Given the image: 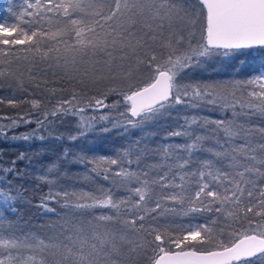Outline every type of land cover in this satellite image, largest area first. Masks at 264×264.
I'll use <instances>...</instances> for the list:
<instances>
[{
    "label": "snow or ice",
    "instance_id": "snow-or-ice-1",
    "mask_svg": "<svg viewBox=\"0 0 264 264\" xmlns=\"http://www.w3.org/2000/svg\"><path fill=\"white\" fill-rule=\"evenodd\" d=\"M183 3L184 0H159V4L155 0H111V3L108 0H21L18 11L9 6L4 10L7 14L0 16V64L21 59L20 52L38 53L41 60L58 68L67 69L71 65V71H75L78 62L103 53L106 57L103 68L95 69L90 75L102 78L106 69L109 79L120 78L129 83L128 91L120 94L130 118L123 122L117 120L110 127L100 129L102 132L110 128L124 132L142 128L170 115L176 105L190 101L206 100L210 104L223 101L221 107L227 104L235 109V100L228 101L211 86L186 85L182 80L188 69L202 68L213 57L246 54L253 59L257 56L264 59V0H196L191 13ZM9 14L14 22H10ZM181 23L199 25L200 39L196 46H193L195 32L191 27L187 34L185 30H174ZM257 48L261 51L255 55L243 52ZM22 59L28 60V57ZM4 75L0 71V77ZM136 79L140 83L132 82ZM262 81L264 73L252 81L260 83L261 90L249 93L258 103L241 106L264 115ZM242 86L232 85L234 89ZM116 91V88L109 89V92ZM108 94L93 97L86 107L95 110L118 107L119 102L106 103ZM232 95L235 96V91ZM78 98L74 92L69 100L58 102L51 112H43L35 121L23 115L11 119L5 128H0V135L6 136V129L19 127L21 123L44 127L49 116L75 114L74 108L75 112L82 113L85 107H76L74 103ZM4 103L17 106V101L0 97V104ZM66 104L70 107H65ZM32 105L39 107V102L33 101ZM233 115L237 113L234 111ZM99 120L108 121L109 116L100 115ZM210 124L215 129L204 130ZM81 127L79 134L85 135L93 125L90 121ZM259 131L261 140L254 146L251 127L207 118L201 122L193 116L190 121L186 119V126L181 130L169 133L183 137L182 143L155 149L161 155L155 163L139 167V161L149 153L146 143L135 152L134 160L128 158L133 155L132 151L125 149L118 158L125 159L128 165L136 162L137 169L122 168L114 174L121 177L126 187L133 181L138 185L129 188L132 199H114L111 191L101 196L73 193L74 200L68 199V192L63 194V207L81 215L91 209L114 210L111 214H93V219L105 222L102 232L92 220L86 226L82 223L63 228L60 235L50 238L15 228L6 213L16 212L15 197L19 194L6 183L0 187V264H136L138 249H144L145 243L151 251L147 256L149 264H264V129ZM33 138L45 139L35 131L20 137L25 141ZM236 140H242L243 144L234 146ZM67 156L65 152L62 159L66 161ZM59 159L49 162L50 173L58 171ZM77 159L92 163L91 171L98 175L101 165L118 162L104 157L94 161ZM8 171L14 173L15 169ZM109 171L103 168V173ZM41 179L51 183L46 176ZM154 193H159L158 198ZM175 205L180 206L184 216L205 212L216 215L195 224L189 221L187 226L179 225L176 231L173 221L159 219L169 213L177 214ZM47 211L54 209L47 208ZM109 224H120L122 228L110 230ZM141 233L151 239L138 243L134 237Z\"/></svg>",
    "mask_w": 264,
    "mask_h": 264
},
{
    "label": "trees",
    "instance_id": "trees-1",
    "mask_svg": "<svg viewBox=\"0 0 264 264\" xmlns=\"http://www.w3.org/2000/svg\"><path fill=\"white\" fill-rule=\"evenodd\" d=\"M111 3V0H108ZM159 4V0H155ZM21 0H0V16H4L5 9L9 6L18 11ZM196 0H184L183 7L191 13L195 9ZM164 12V9H161ZM51 15V13L49 14ZM10 22L14 18L9 14ZM27 19V18H26ZM188 17H185L187 20ZM165 24V34L167 35L168 21ZM191 27L195 32L193 46L200 39L199 25L189 26L181 23L179 29L185 30ZM23 47V46H18ZM61 47H63L61 45ZM43 51V48H42ZM260 49L243 50L244 53L252 52L253 55L260 52ZM50 55H55L50 53ZM118 55V53H117ZM21 59L14 60L11 63L0 64V71L5 75L0 77V97L5 101L13 99L17 101V106L13 107L7 103L0 104V128H5L11 119H18L20 116L31 118L33 121L40 117L43 112H51L60 101L69 100L75 92L78 94L76 107H85L82 113L61 114L56 117L49 116V122L44 127H39L36 123L23 124L19 127L6 129V136L0 135V187L5 184L11 185V190L18 193L15 197L16 212L6 213L9 221H12L15 228L30 231L42 238H50L60 235L63 228L73 225L84 224L92 220L93 224H99V230H105V222H98L93 219L94 215L111 214L114 210L110 209H91L85 214L63 207L65 202L64 193H69V200L76 199L81 193H88L93 196H101L111 191L113 198H133V193L129 188L136 187L135 181L131 185L125 186L121 177L114 173L120 169L135 171L137 163L128 165L125 159H119L120 154L129 149L133 155L128 157L134 160L135 152L145 143L149 153L139 161V167L143 168L145 164H152L161 159L155 149L163 148L166 145H175L182 143L183 137L171 136L172 131H179L186 126V119L191 120L193 116L201 122L205 118L209 120H225L234 124H244V126L253 129V145L261 140L260 129H264V115L258 110L242 107V104L258 103L255 98L249 96L252 91L259 92L261 84L255 83L259 79L261 71H264V59L257 56L253 59L248 55L236 54L230 57H213L203 67L188 69L187 75L182 80L183 84L211 86L214 91L227 98L228 101L235 100L236 107L223 104V101L217 104H210L205 101H190L189 103L176 105L170 110V115L164 117L158 122H151L142 128H129L124 132L120 128H110L108 132H102L105 126H111L115 121H125L130 118V114L125 111L126 105L120 93L128 91L129 83L117 78L111 80L108 78V72L101 74L102 78H94L90 73L95 69L103 68L106 57L103 53L97 56H89L83 62L75 65V71H71L72 66L66 69L56 67L47 60H41L38 53H18ZM27 56L28 60L22 59ZM77 81H81L78 83ZM140 83L139 79L132 81ZM264 82V81H262ZM240 83L243 86L234 89L233 84ZM39 85V87H37ZM110 88H116V92H109ZM235 91V96L232 93ZM108 92L106 103L109 105L119 102L118 107L104 108L95 110L86 107L93 97H102ZM39 102V107H33L32 102ZM195 104L196 106H191ZM65 107H70L65 105ZM237 115L234 116L233 112ZM124 113V115H121ZM107 114L108 121H100L99 116ZM93 118H95L93 120ZM135 119V118H132ZM92 122L93 127L85 135H80L82 123ZM195 127V126H194ZM215 125H207L206 131L215 129ZM38 132L43 135L44 140L33 138L31 140L20 139L21 136ZM150 133V135H149ZM218 135L221 142L224 140L223 133ZM16 139H13V137ZM76 136L75 140L71 139ZM140 143L137 144L136 142ZM242 140H236L234 146L242 145ZM259 151V150H258ZM67 152V160L62 157ZM21 155L23 158H21ZM100 157L106 159H117L115 165H101V174L92 172V163L80 162L77 158H83L84 161H94ZM59 159V169L50 173V161ZM15 162V163H13ZM109 168L108 173H103V168ZM9 168H14L15 172H9ZM107 175L108 179L103 176ZM46 176L51 183H45L41 177ZM60 193L59 196L56 194ZM157 196L159 193H154ZM51 196V198H49ZM147 202V200H146ZM152 205L149 204V207ZM123 207V206H122ZM177 214L171 213L160 217V222L164 220L173 221L179 231V225L187 226L188 222L192 224L206 221L208 217L216 213H192L184 216L180 206L175 205ZM47 208H53L49 212ZM123 215V213H121ZM155 215V213H153ZM156 223V221H153ZM110 230L122 228L120 224H109ZM7 234V233H6ZM143 237V239H141ZM138 243H145L151 237L144 233L134 237ZM140 255L136 258V264H149L147 256L151 255L145 243L144 249H138Z\"/></svg>",
    "mask_w": 264,
    "mask_h": 264
},
{
    "label": "rangeland",
    "instance_id": "rangeland-1",
    "mask_svg": "<svg viewBox=\"0 0 264 264\" xmlns=\"http://www.w3.org/2000/svg\"><path fill=\"white\" fill-rule=\"evenodd\" d=\"M261 73H264V71H261ZM261 73H260V75H259V78H260V76H261Z\"/></svg>",
    "mask_w": 264,
    "mask_h": 264
},
{
    "label": "water",
    "instance_id": "water-1",
    "mask_svg": "<svg viewBox=\"0 0 264 264\" xmlns=\"http://www.w3.org/2000/svg\"><path fill=\"white\" fill-rule=\"evenodd\" d=\"M178 251V250H177Z\"/></svg>",
    "mask_w": 264,
    "mask_h": 264
}]
</instances>
